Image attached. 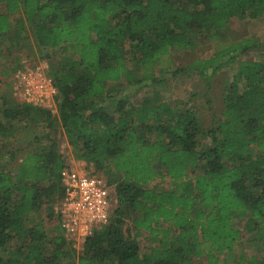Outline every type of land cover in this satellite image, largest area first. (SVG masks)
<instances>
[{
    "label": "trees",
    "instance_id": "1",
    "mask_svg": "<svg viewBox=\"0 0 264 264\" xmlns=\"http://www.w3.org/2000/svg\"><path fill=\"white\" fill-rule=\"evenodd\" d=\"M18 12L23 17L12 39H26L27 25L35 46L71 48L75 55L47 71L57 90L60 133L76 159L105 178L116 200L107 224L87 235L79 251L58 224V233L48 235L42 222H59L53 203L62 195L59 172L68 163L48 137L46 145L24 151L15 170L0 167V264H205L194 261L203 257L217 264L237 244L234 221L240 219L251 243H264V61H237L253 48L251 37L222 39L228 22L263 15L264 0H0V37ZM198 36L221 40L211 55L173 74L212 76L237 63L217 121L204 127L195 112L178 110L157 93L117 97L124 83L157 81L153 71L161 58ZM110 101L107 110L103 103ZM11 105L5 118L44 113L54 127L48 109ZM4 124L0 119V136L8 131ZM162 174L171 189L145 186ZM41 205L45 217L36 221ZM126 217L133 234L124 227ZM141 231L157 242L143 254ZM247 264H264V258L250 256Z\"/></svg>",
    "mask_w": 264,
    "mask_h": 264
},
{
    "label": "rangeland",
    "instance_id": "2",
    "mask_svg": "<svg viewBox=\"0 0 264 264\" xmlns=\"http://www.w3.org/2000/svg\"><path fill=\"white\" fill-rule=\"evenodd\" d=\"M20 17H23L20 12L11 15V30L0 37V119L5 122L4 125L8 130L5 131V135L0 136V167L6 166L10 170L16 169L24 151L46 145L48 137H55L57 149L67 162L76 159L74 151L60 133L56 111L51 112L48 109L51 112L50 120L53 121L54 127L52 128L46 125L47 122L43 119L44 113L37 115L31 112L29 118L26 119L24 117L7 119L3 116L4 108L12 106L11 104L25 105L17 99L13 89L12 79L19 69L26 66L41 65L46 69V72L51 73V70L61 64L64 58L75 57L71 48L49 47L42 49L35 46L27 25L25 29L26 39H12L15 21ZM244 37H251L254 45L246 53L238 54L237 61H264V14L257 18L245 16L228 22L225 36L222 39L238 40ZM220 40L221 38L210 41L206 37L198 36L192 46L173 48L168 55L161 58L153 71L157 81L145 83L141 87L126 86L127 84L124 83V86L118 89L117 97L122 95L132 101L146 96L152 97L154 93H157L162 101L177 107L178 110L189 108L195 112L198 121L204 127L213 124L221 116L223 92L236 74L237 63L222 67L219 72L212 76L183 71L173 74V71L184 68L195 59L208 57L209 54L213 53V47L219 44ZM111 104L112 101L103 103L107 110H110ZM14 149H17V152H13ZM9 152L14 153L13 158L9 157ZM145 186L157 189L172 188L171 180L164 174L148 181ZM58 201L56 199L53 203L54 213ZM34 215L37 217L36 221H41L40 219L45 217V205H41ZM42 223L48 235L58 233L53 230L55 225L58 224L61 228L58 221L47 224L44 220ZM159 226L166 228L168 224L159 223ZM234 226L241 232L237 244L229 255L219 256L217 264H247L250 256H256L259 259L264 258V243L256 245L251 243L252 236L244 229V219L235 220ZM124 227L128 228L131 234L134 233L130 217H126ZM62 232L71 247L79 251L82 247L81 241L68 236L63 230ZM137 240L140 244L141 254L146 252L150 246L157 244L156 241L151 240L150 234L146 231H141ZM194 261L207 264L205 257L194 259Z\"/></svg>",
    "mask_w": 264,
    "mask_h": 264
},
{
    "label": "built area",
    "instance_id": "3",
    "mask_svg": "<svg viewBox=\"0 0 264 264\" xmlns=\"http://www.w3.org/2000/svg\"><path fill=\"white\" fill-rule=\"evenodd\" d=\"M14 94L22 103L56 111L57 90L41 65L26 66L13 76ZM62 195L55 206L63 231L81 241L101 229L115 204L112 188L95 168L73 159L59 172Z\"/></svg>",
    "mask_w": 264,
    "mask_h": 264
},
{
    "label": "crops",
    "instance_id": "4",
    "mask_svg": "<svg viewBox=\"0 0 264 264\" xmlns=\"http://www.w3.org/2000/svg\"><path fill=\"white\" fill-rule=\"evenodd\" d=\"M71 160H73V159H71Z\"/></svg>",
    "mask_w": 264,
    "mask_h": 264
}]
</instances>
